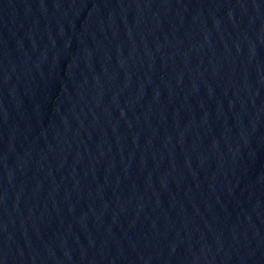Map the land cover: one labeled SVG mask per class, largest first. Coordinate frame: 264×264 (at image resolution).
I'll use <instances>...</instances> for the list:
<instances>
[{
    "label": "water",
    "instance_id": "obj_1",
    "mask_svg": "<svg viewBox=\"0 0 264 264\" xmlns=\"http://www.w3.org/2000/svg\"><path fill=\"white\" fill-rule=\"evenodd\" d=\"M0 264H264V0H0Z\"/></svg>",
    "mask_w": 264,
    "mask_h": 264
}]
</instances>
